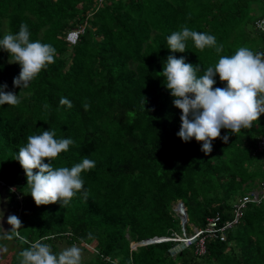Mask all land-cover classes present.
Returning <instances> with one entry per match:
<instances>
[{
	"label": "trees",
	"instance_id": "obj_1",
	"mask_svg": "<svg viewBox=\"0 0 264 264\" xmlns=\"http://www.w3.org/2000/svg\"><path fill=\"white\" fill-rule=\"evenodd\" d=\"M263 16L264 0H0V39L25 24L31 41L56 50L54 63L20 89L12 84L20 65L0 49V84L20 99L0 105V199L22 222L20 236L56 252L63 241L88 248L99 264H264V200L247 204L225 240L208 238L202 255L194 244L173 254V241L138 243L178 233V200L188 230V221L199 227L216 213L230 218L235 190L262 180L255 182L263 168L257 141L264 116L235 134L221 129L228 141L213 140L205 155L201 142L176 135L181 112L158 73L169 55L199 65V77L241 46L264 52V32L255 28ZM185 26L214 35L223 51L197 49L189 39L185 52H170L167 37ZM72 31L75 42L67 39ZM214 79V88L225 87ZM45 130L74 141L51 161L54 167L95 161L66 205L37 206L15 160L27 137Z\"/></svg>",
	"mask_w": 264,
	"mask_h": 264
},
{
	"label": "clouds",
	"instance_id": "obj_2",
	"mask_svg": "<svg viewBox=\"0 0 264 264\" xmlns=\"http://www.w3.org/2000/svg\"><path fill=\"white\" fill-rule=\"evenodd\" d=\"M30 35L28 26L21 24L16 34L9 33L0 39V49L11 57L9 62L20 65L19 75L12 81L14 88L27 87L46 65L54 63L55 48L39 40L31 41ZM189 39L197 49L214 48L218 54L223 51V45H217L214 35L185 26L167 37L170 52H185ZM199 70V65L186 63L183 56L169 55L162 72L158 74L166 80L165 86L174 98L173 106L181 112L180 129L176 135L182 142L193 138L201 142V151L207 155L212 151L213 140L221 138L225 143L228 141L227 135L221 137V129L238 133L241 129L252 127L253 121H258L264 114V52H253L241 46L231 56H220L214 66L208 67L198 77ZM216 76L225 87H213ZM7 87V84H0V105H18V95L7 91ZM145 103L143 97V106ZM60 104L72 107L71 101L65 97L60 98ZM89 106L88 103L83 104L85 110ZM43 107L47 109L49 105ZM72 144L74 141L71 138H56L54 130H45L29 135L27 143L19 148L15 160L24 170L29 194L37 206L59 201L66 205L83 189L81 173L94 168V160L83 158L71 168L54 167L51 163L60 153L68 151ZM84 195L87 196V190H84ZM2 217L3 212L0 211ZM7 223L11 231L0 227V232L7 239L15 236L29 243L20 236L18 229L22 222L17 216L9 215ZM81 258L82 251L75 245L55 254L51 246L41 240L29 243V247L18 254L19 264H81Z\"/></svg>",
	"mask_w": 264,
	"mask_h": 264
},
{
	"label": "built area",
	"instance_id": "obj_3",
	"mask_svg": "<svg viewBox=\"0 0 264 264\" xmlns=\"http://www.w3.org/2000/svg\"><path fill=\"white\" fill-rule=\"evenodd\" d=\"M255 28L264 32V16L256 21ZM77 32L78 31H72L68 33L67 39L70 42H75L77 38ZM261 115L264 116V114ZM257 150L262 153L261 156L263 159L264 169V134L258 138ZM262 200H264V174L262 180L257 186V189L238 196L234 200L230 209V218L223 219L221 214L216 213L214 215L206 217L204 226H193L190 231H188L185 229L187 215H184V212L181 210V208L177 204H174L173 210L180 218L182 232L180 234L173 233L170 236L156 235L151 238L141 240L139 244H149L164 241H173L175 242L174 244H176L178 242L179 245H177V249L174 252L172 251L174 248H176V245L175 247L173 245L170 249V252L173 254L188 247L191 244H194L195 253L197 255H202L206 252V242L208 238L219 239L220 241L225 240L228 230L233 228L238 223L247 204H249L250 202L260 203Z\"/></svg>",
	"mask_w": 264,
	"mask_h": 264
},
{
	"label": "rangeland",
	"instance_id": "obj_4",
	"mask_svg": "<svg viewBox=\"0 0 264 264\" xmlns=\"http://www.w3.org/2000/svg\"><path fill=\"white\" fill-rule=\"evenodd\" d=\"M262 175H263V168L261 167L260 168V174H258L255 182H257L260 178H262ZM254 189H257V186H255L253 189L246 187L245 190L249 192V191H252ZM244 191L243 190L240 191L237 188L235 190L234 198L241 196L242 192H244ZM0 211L3 212V217L0 218V227H2L5 231H11V226L7 223V218L9 215H13V213L10 211L9 206L6 204L4 196L1 197V199H0ZM194 225L197 226L196 224L188 221L187 229L190 230ZM178 228L176 230L180 234L182 231H181V229H178ZM13 231H16V230L13 229ZM18 231H19V229H18ZM56 244H57L56 245L57 252L54 250L52 251V249H51V251L55 254H58L60 251H62L65 248L71 247L65 241H63L61 243H56ZM175 245H176V248H174L172 252H174L177 249V245H179V243L177 242L176 244H174V247H175ZM180 245H182V244H180ZM77 247H79L82 251L81 264H99L97 259L95 258L94 252L92 250H89L88 248H85L83 250V247H80V246H77ZM25 248H27L26 243L24 241H22L21 239H19L18 237L13 236V238L11 240H9L6 238V235L3 232H0V264H19L18 254L20 251H22ZM5 249H6V251H5Z\"/></svg>",
	"mask_w": 264,
	"mask_h": 264
},
{
	"label": "water",
	"instance_id": "obj_5",
	"mask_svg": "<svg viewBox=\"0 0 264 264\" xmlns=\"http://www.w3.org/2000/svg\"><path fill=\"white\" fill-rule=\"evenodd\" d=\"M176 204H177V205L181 208V210L184 212V215H186V209H185V206H184L183 202H182L181 200H178ZM185 218H186V216H185ZM138 243H140V241H139Z\"/></svg>",
	"mask_w": 264,
	"mask_h": 264
}]
</instances>
